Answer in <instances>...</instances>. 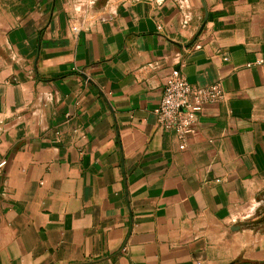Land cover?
<instances>
[{
	"label": "crops",
	"instance_id": "0c3cea01",
	"mask_svg": "<svg viewBox=\"0 0 264 264\" xmlns=\"http://www.w3.org/2000/svg\"><path fill=\"white\" fill-rule=\"evenodd\" d=\"M2 161L0 264H264V0H0Z\"/></svg>",
	"mask_w": 264,
	"mask_h": 264
},
{
	"label": "built area",
	"instance_id": "2783aa9c",
	"mask_svg": "<svg viewBox=\"0 0 264 264\" xmlns=\"http://www.w3.org/2000/svg\"><path fill=\"white\" fill-rule=\"evenodd\" d=\"M223 96L220 82L206 87L194 86L174 69L163 84L156 111L157 124L163 131L173 133L179 143V149L184 150L187 136L192 132L204 108L220 102ZM4 166L5 162H0V170Z\"/></svg>",
	"mask_w": 264,
	"mask_h": 264
},
{
	"label": "rangeland",
	"instance_id": "374dc122",
	"mask_svg": "<svg viewBox=\"0 0 264 264\" xmlns=\"http://www.w3.org/2000/svg\"><path fill=\"white\" fill-rule=\"evenodd\" d=\"M262 229L264 230V226H262Z\"/></svg>",
	"mask_w": 264,
	"mask_h": 264
}]
</instances>
